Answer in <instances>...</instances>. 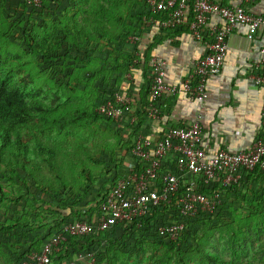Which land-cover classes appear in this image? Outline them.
Wrapping results in <instances>:
<instances>
[{
    "label": "trees",
    "instance_id": "trees-1",
    "mask_svg": "<svg viewBox=\"0 0 264 264\" xmlns=\"http://www.w3.org/2000/svg\"><path fill=\"white\" fill-rule=\"evenodd\" d=\"M60 1L62 2V0ZM60 1L45 0L43 8L48 3L51 4L50 6H55ZM20 2L23 9L27 8L33 13H38L43 9H34L27 6L22 0ZM133 3L139 8L136 10L138 14L137 24L140 25L133 29L126 27L124 30L126 33L120 35L126 40L130 34L139 35L141 29L146 25L144 18L148 19L154 16L150 12L146 0H134ZM71 6L74 8L70 23L71 29L64 35V43H69L72 49L80 51L92 44L96 47H104L99 39L111 31L108 30L104 19L95 17L94 11L98 10V7L90 5L88 1L83 5L73 3ZM80 6L90 14H88L89 17L82 18V21L79 22L78 14H84V11L79 10ZM91 9L93 13L90 12ZM129 9L132 8L129 7ZM101 14L115 16V20L112 22L114 25H117V22L122 19L120 14L112 12H102ZM187 29L186 26L179 28V30ZM70 31L74 33L70 34ZM116 39H118L117 36L114 37V40ZM25 44L31 53L42 61H51L52 54L58 50L54 44L42 43L35 38L32 40H29L28 37L25 38ZM125 44L128 45L124 42L123 44L118 43L117 47L113 46L112 49L119 54L118 58L125 56L121 51ZM94 50L98 51V48ZM136 52H140L138 48ZM70 53L71 50L69 49L66 56L78 61V58L70 55ZM83 54L85 55V53ZM147 56L148 53L145 62L140 63L146 64ZM92 58L87 64L83 63L79 70L82 69L85 73L93 64L99 66L100 70L106 73L107 70L103 67L109 65V61L102 65V62L99 64L96 58ZM118 58L114 60L115 66L111 68L110 77L104 79L103 82L98 81L99 91L104 96H101L96 107L94 106L95 112L90 115L94 121L105 118L107 121L113 122L97 114V108L99 104L113 99L114 95L119 93L116 81L108 79H112L113 75H122L131 70L129 67H131L133 57L127 58L130 64L128 61ZM137 66L136 64L135 67L137 68ZM6 70L5 67L0 66V204L5 202L6 205L0 210V249L9 253L8 255L3 254L6 261L14 257L15 262L19 264L32 251H39L42 245L56 232L63 229L66 224L75 220L83 221L88 216L93 217L97 214L99 205L114 184L119 178L127 174L124 158L131 152L133 142L129 140V145L127 144L125 147L120 160L113 162L114 167L108 172L107 184L98 187L94 184L95 177L89 176L85 183L86 190L81 195L74 193L64 180H60L61 175L57 176L61 169L57 151L41 139V136H47L46 132L52 130L54 126L57 127V132L60 134L68 124L70 126L75 125L87 113L80 117L77 115L68 117L61 112H56L55 107L45 101L29 99L30 95L26 93L25 85L16 81L12 82ZM98 74H96V78H99ZM91 78L92 76H83L85 81ZM100 80L102 79L100 78ZM139 128V124L132 128V133L129 135L130 139L134 138L135 140ZM120 131L124 130L121 129ZM34 132H38V135H34V140H27L26 134L29 135ZM30 144L33 145L32 152H30ZM4 165L5 171L3 170ZM50 175L56 177L55 180L56 183H59L58 185H55L54 179H51ZM30 181L32 184H29ZM261 181L264 182V171H256L245 176L239 186L228 190L222 206L215 214L202 215L188 221L185 231L176 241L164 239L158 235L159 226L169 222L168 213L158 211L152 217L131 223L128 227H119L110 232L95 234L83 239H70L67 244L63 245V250L52 258V263H68L75 258L76 254L94 252L97 256V264H116L110 258L114 249L119 248V244L122 245V249H130L132 242H136L140 253H142L140 249L146 243L148 248L155 250L154 253L158 254L154 256L152 264H264V202L258 200L261 196L259 197L254 191L252 192L254 197L252 203L255 209L251 210L249 217L246 218L248 219L247 225L239 224V228H230L218 243H216L217 235L213 236L211 232L217 222L218 217L215 218V216L221 213L225 203L232 197L235 199L243 198L246 202L248 198L241 194V187ZM40 195H46L47 199L40 201ZM22 202L24 203L21 205ZM92 204H95L93 208H91ZM88 206L90 209L86 213L87 210L84 208ZM12 207L17 210L14 211L15 214L13 215L9 214ZM31 207H37V211H27ZM251 247L256 249V255L241 259L239 252L245 253ZM219 249L223 253H227L230 259L227 260ZM102 251L104 255L102 253L99 259L98 253Z\"/></svg>",
    "mask_w": 264,
    "mask_h": 264
},
{
    "label": "built area",
    "instance_id": "built-area-1",
    "mask_svg": "<svg viewBox=\"0 0 264 264\" xmlns=\"http://www.w3.org/2000/svg\"><path fill=\"white\" fill-rule=\"evenodd\" d=\"M22 1L38 10L45 2ZM255 1L241 0V5L225 6L213 0H146L154 14L145 18L151 25L161 30L186 26L196 40H210L208 52L198 60L194 72L181 86L168 84L166 63L153 59L145 108L147 118L160 120V102L166 97L183 93L201 103L208 99L209 79L221 73L229 51V40L238 27L247 28L250 41L264 32V17L250 13L246 7ZM212 17L219 18L222 24L211 26ZM260 53L264 63V47ZM254 82L264 86V75H256ZM132 105V98L116 93L113 99L99 104L97 114L117 125L127 124L133 128L138 125V118L132 115ZM204 137L199 117L189 126L170 128L158 140L138 134L129 153L132 161L125 166L127 174L117 180L99 205L97 214L66 224L39 251H32L19 264H52V258L70 239H83L128 227L158 211L168 213L169 219L168 223L159 226L158 235L171 241L178 240L188 221L215 214L228 190L239 186L245 176L264 171V110L259 137L247 151L210 153ZM66 264H97V256L94 252L79 253Z\"/></svg>",
    "mask_w": 264,
    "mask_h": 264
},
{
    "label": "rangeland",
    "instance_id": "rangeland-1",
    "mask_svg": "<svg viewBox=\"0 0 264 264\" xmlns=\"http://www.w3.org/2000/svg\"><path fill=\"white\" fill-rule=\"evenodd\" d=\"M20 1L0 0V66L7 69L6 71L10 76L9 79L12 82L16 81L25 85V91L30 95L29 99L34 98L39 101H45L54 106L56 112H61L68 117L73 115L80 117L87 113L75 125L70 126L68 124L66 129L60 134L57 132V127L54 126L52 130L46 132L47 136H41V139L51 147H54L58 153L61 169L57 176L61 175L60 180H64L70 190L73 189L74 193L81 195L87 188L85 183L89 176L95 177L94 184L98 187L102 184H107L108 172L114 167L113 162L120 160L125 147H127V144L129 145V140L130 142L134 140V138H129L128 133L125 135L124 131H120L121 129L124 130L122 126L109 122L105 118L94 121L90 115L95 112L94 106L96 107L101 96H104L99 91L98 81L103 82L104 79L110 77L111 68L115 66L114 60L119 57V54L112 49L113 46L117 47L118 43L123 44L124 42L130 44L134 51L132 53L131 50L130 52L125 51V44L121 48L122 54L125 56L118 59L128 61V57H133L131 64L128 61L131 66L129 69L135 68L137 64L136 49L140 43L135 39L137 35L130 34L127 40L120 35L121 33H126L124 32L126 27L133 29L138 28L140 25L137 24L138 14L136 9L138 7L133 3L134 0H87L90 5L98 7V10L94 11L95 17L104 19L108 30L111 32H108L105 37L101 36L100 39L98 38L100 43L104 44V47H96V45L91 43L90 47L80 51L72 49L69 43L65 44L63 37L71 29L70 23L74 9L71 5L73 3L83 5L87 1L62 0L61 2L59 0L60 2L55 6H50V3L46 4L38 13L30 12L27 8L23 9ZM129 7L132 9L128 10ZM79 10L84 11V8L82 9L80 6ZM90 12L93 13L92 9ZM102 12L120 14L123 22L121 23V20H119L117 25H114L112 22H114L115 16L102 15ZM88 14L90 13L86 11H84V14H78V21L80 22L82 18L89 17ZM87 26L89 27V25ZM73 33L72 31L70 34ZM116 36L118 39L114 40ZM27 37L29 40L35 38L42 43L54 44L58 50L52 54V60L42 61L31 53L25 44V38ZM116 42L117 44H115ZM96 48H98V51L94 50ZM69 49L71 50L70 55L78 58V61L66 56V52ZM138 54L140 55L141 52ZM92 57L96 58L99 64L102 62V65L109 61V65L107 64L106 67L105 65L103 67L107 70L106 73L100 70L99 66H94L93 64L90 65V69L88 68L85 73L82 69L79 70V67H82L83 63L87 64L90 59H93ZM96 67L98 68L96 69ZM129 72H124L122 75L119 74L117 76L113 75L112 79L108 80L116 81V85L121 87ZM96 74H98L99 78H96ZM84 75L92 76V78L85 81L83 79ZM34 135H38V132L29 135L27 133V140H34ZM32 151L33 145L30 144V152ZM127 160L132 161L130 158ZM129 161L125 164L128 165ZM3 168L5 171V165ZM45 173H48V171H45ZM50 177L54 179L55 185L59 184L56 183L54 175H50ZM29 184H32V182L30 181ZM241 190V194L245 195L248 200L245 202L243 198L235 199L232 197L225 203L221 213L215 216V218H218L211 232L213 236L217 235L216 243L222 240L230 228H239V224L247 225L248 219L246 218L249 217L250 211L255 209L252 203L254 200L253 191L259 197L261 196L258 200L264 202V182L250 183L245 187H241ZM39 197L40 201L47 199L46 195H40ZM94 205L92 204L91 208ZM5 207V202L0 204V210ZM12 208L9 210V214L13 215L15 214L14 211L17 210ZM36 209L37 207H31L27 211L34 210L36 212ZM84 209L87 210V213L90 206ZM121 246L119 244V248L116 247L110 254V258L114 261L113 263L152 264L154 256L158 255L154 253L155 250L148 248L146 243L140 249L142 253L138 251L136 242H132V249H122ZM255 250V248L251 247L245 253L239 252V255L242 257L241 259L254 257L256 255ZM219 251L227 260L230 259L227 253H223L220 249ZM102 253L104 255L103 251L98 253L99 259ZM3 254L8 255L9 253L0 249V264H17L14 257L6 261Z\"/></svg>",
    "mask_w": 264,
    "mask_h": 264
},
{
    "label": "crops",
    "instance_id": "crops-1",
    "mask_svg": "<svg viewBox=\"0 0 264 264\" xmlns=\"http://www.w3.org/2000/svg\"><path fill=\"white\" fill-rule=\"evenodd\" d=\"M213 1L225 6L242 4L241 0ZM246 7L250 13L264 17V0H256ZM144 21L146 25L135 37L140 42L138 49L141 54H136L139 67L131 69L125 75L127 79L124 84L118 86L119 93L133 100L132 115L138 118L140 126L137 135L142 133L158 140L170 128L189 126L199 117L204 127L205 147L210 153L218 150L234 153L249 150L259 137L264 110V86H258L254 82L256 75H264L260 53V49L264 47V32L250 41L247 38V28L238 27L229 40V51L221 73L209 79L208 99L201 103L191 100L183 93L166 97L160 102V120L153 121L147 118L145 111L153 59L166 63L168 84L181 86L194 72L198 60L208 52L210 40L206 38L200 42L188 29L161 30L148 23L145 18ZM209 24L220 25L222 22L219 18L212 17ZM124 50H131L132 53L134 48L126 44ZM147 53V63H140L145 62ZM122 127L125 135L132 133V127L127 124ZM127 157L125 166L130 156Z\"/></svg>",
    "mask_w": 264,
    "mask_h": 264
}]
</instances>
